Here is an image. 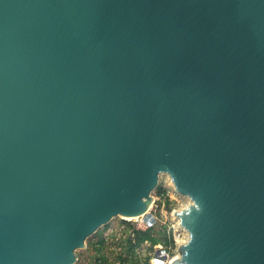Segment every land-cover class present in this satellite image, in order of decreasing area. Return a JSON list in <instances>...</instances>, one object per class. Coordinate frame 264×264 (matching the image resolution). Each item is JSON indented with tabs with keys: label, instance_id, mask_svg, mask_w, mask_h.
Masks as SVG:
<instances>
[{
	"label": "water",
	"instance_id": "obj_1",
	"mask_svg": "<svg viewBox=\"0 0 264 264\" xmlns=\"http://www.w3.org/2000/svg\"><path fill=\"white\" fill-rule=\"evenodd\" d=\"M162 175L172 264H264V0H0V264L154 226Z\"/></svg>",
	"mask_w": 264,
	"mask_h": 264
},
{
	"label": "rangeland",
	"instance_id": "obj_2",
	"mask_svg": "<svg viewBox=\"0 0 264 264\" xmlns=\"http://www.w3.org/2000/svg\"><path fill=\"white\" fill-rule=\"evenodd\" d=\"M160 185L167 190L169 198L172 201L173 209L172 211H168L165 203H162V206L159 208L160 197L155 191V193H153L154 199L150 213L157 219L154 226L158 228L167 227V231L172 234L177 245V248L174 250L175 253L178 254V246L187 242L189 237L186 232L179 228L177 221L174 219L173 213L174 211L186 209L192 204V201L187 197L180 196L176 192L172 180L168 176H161ZM125 222L131 223L136 227H145L142 223V219L127 221L121 218L114 219L107 227L100 229L97 234L87 241L86 249L77 252L79 259L77 264H95V251L89 247V242L97 241L100 238L106 239L105 253L109 258V263L103 264H122L119 257L126 256L124 254V246H122L124 239L126 238L127 224ZM158 247L159 246H156L152 249L150 244H144L136 251L133 260L136 264H144L149 258H152Z\"/></svg>",
	"mask_w": 264,
	"mask_h": 264
},
{
	"label": "trees",
	"instance_id": "obj_3",
	"mask_svg": "<svg viewBox=\"0 0 264 264\" xmlns=\"http://www.w3.org/2000/svg\"><path fill=\"white\" fill-rule=\"evenodd\" d=\"M156 194L160 197L159 208L162 206V203H165L168 211H172V201L169 198L167 190L160 185L156 190ZM125 223L127 224L126 238L122 246H124V254L126 256L119 257L122 264H136L133 256L144 244H150L152 249L156 246H163L171 250V252L175 249L176 243L174 237L167 231V227L158 228L152 226L147 229H141L131 223ZM89 247L95 251V264L109 263V258L105 253V238H100L93 242L90 241ZM144 264H150V258Z\"/></svg>",
	"mask_w": 264,
	"mask_h": 264
},
{
	"label": "built area",
	"instance_id": "obj_4",
	"mask_svg": "<svg viewBox=\"0 0 264 264\" xmlns=\"http://www.w3.org/2000/svg\"><path fill=\"white\" fill-rule=\"evenodd\" d=\"M173 216H174V219L177 221L179 228L181 230H183L184 232L187 233V231L184 230L181 227L180 222L176 218V216L174 215V213H173ZM139 219H142V223L145 225V227L144 228L143 227H137V228H141V229H147V228H149V226L147 225V223L144 222V217L139 218ZM188 237H189V235H188ZM181 245L182 244H180L179 246H181ZM179 246H178V249H179ZM175 248H177V245L175 246ZM178 249H177V253L178 254H176L175 253V250H173V252H171V250H169V249H167V248H165L163 246H159L157 248V250L155 251L154 255L152 256V258H150V264H172L176 259H178L180 257L179 252H178Z\"/></svg>",
	"mask_w": 264,
	"mask_h": 264
},
{
	"label": "bare ground",
	"instance_id": "obj_5",
	"mask_svg": "<svg viewBox=\"0 0 264 264\" xmlns=\"http://www.w3.org/2000/svg\"><path fill=\"white\" fill-rule=\"evenodd\" d=\"M142 218V217H141ZM139 218H134V219H126V220H138ZM179 241V240H178Z\"/></svg>",
	"mask_w": 264,
	"mask_h": 264
}]
</instances>
